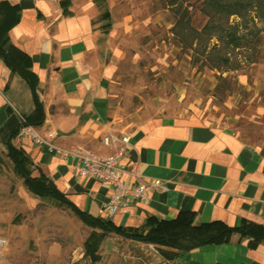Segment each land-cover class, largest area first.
Wrapping results in <instances>:
<instances>
[{
  "label": "crops",
  "instance_id": "0c3cea01",
  "mask_svg": "<svg viewBox=\"0 0 264 264\" xmlns=\"http://www.w3.org/2000/svg\"><path fill=\"white\" fill-rule=\"evenodd\" d=\"M0 1L18 9L19 21L8 31L7 43L30 56L39 79L38 94L45 120L37 127L43 132L54 131L55 143L60 147L81 146L103 153L110 149L101 143L102 137L107 132L121 130L130 137L122 160L137 164L145 179H160L163 185L161 116L148 117L125 128L118 122V109L111 102L121 53L119 39L128 23V15L120 11L122 0ZM33 115V94L27 81L0 57L2 152L7 153L6 138L23 118ZM12 142L30 155L35 173L38 169L44 171L84 212L130 230H148L145 224L151 216L165 221L164 185L153 190L148 200L132 202L110 216L104 210L109 194L104 183L77 177L69 160L26 137L16 135ZM3 215L0 212V221L8 218ZM108 235L120 237L132 247L125 251V262L119 264H166V245L113 232L104 238ZM107 241H102L101 247Z\"/></svg>",
  "mask_w": 264,
  "mask_h": 264
},
{
  "label": "rangeland",
  "instance_id": "374dc122",
  "mask_svg": "<svg viewBox=\"0 0 264 264\" xmlns=\"http://www.w3.org/2000/svg\"><path fill=\"white\" fill-rule=\"evenodd\" d=\"M120 7L128 15V23L119 39L121 53L111 102L118 109V122L129 128L142 119L161 116L157 0H122ZM0 152L4 159L0 173V212L8 216L0 221V239L5 240L0 264L89 261L85 248L93 242L96 231L67 205L27 190L11 160L2 149ZM17 214L19 221L13 224L10 219ZM102 241L107 242L105 247L100 244L97 250L100 259L92 260L94 264L125 262V251L132 247L115 235H108Z\"/></svg>",
  "mask_w": 264,
  "mask_h": 264
},
{
  "label": "trees",
  "instance_id": "16d2710c",
  "mask_svg": "<svg viewBox=\"0 0 264 264\" xmlns=\"http://www.w3.org/2000/svg\"><path fill=\"white\" fill-rule=\"evenodd\" d=\"M18 21V9L14 8L7 1H0V57L13 72L20 74L27 81L33 94L34 115L26 118V122L28 124L40 126L45 120V112L38 94L39 79L32 69L31 58L23 51L7 43V33ZM19 127L20 126H18L5 140L7 148L6 155L11 160L16 173L23 178L26 189L35 195L48 196L58 200L70 207L86 225L93 229L101 230L100 233L95 232L93 242L86 244L85 257L87 258L89 256L90 260L84 264H94L92 260H98L99 256L97 255V250L108 232H113L126 238H132L147 243L166 245L165 230L163 227L165 221L159 220L153 216L148 217L145 224L148 230L144 231L138 229L130 230L117 226L111 220H102L81 210L41 169H38L37 174H35L33 172L34 163L30 155L12 142L18 134ZM3 163L4 159L2 155H0V173L3 172ZM19 217L20 214L14 216L12 223H18Z\"/></svg>",
  "mask_w": 264,
  "mask_h": 264
},
{
  "label": "built area",
  "instance_id": "2783aa9c",
  "mask_svg": "<svg viewBox=\"0 0 264 264\" xmlns=\"http://www.w3.org/2000/svg\"><path fill=\"white\" fill-rule=\"evenodd\" d=\"M26 137L37 145L46 147L62 158L69 160L74 174L79 178H90L104 183L108 190V199L104 210L111 216L132 202H144L150 198L153 190L163 188L160 179H145L137 164H128L122 160L130 137L121 130L105 134L101 143L110 152H92L81 146L63 148L55 143L56 133L51 130L41 131L37 126L28 124L23 118L17 134ZM134 178L135 181L130 180ZM5 240L0 239V252Z\"/></svg>",
  "mask_w": 264,
  "mask_h": 264
}]
</instances>
